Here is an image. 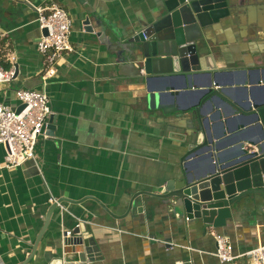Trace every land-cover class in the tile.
Instances as JSON below:
<instances>
[{"label": "crops", "instance_id": "crops-1", "mask_svg": "<svg viewBox=\"0 0 264 264\" xmlns=\"http://www.w3.org/2000/svg\"><path fill=\"white\" fill-rule=\"evenodd\" d=\"M153 3L0 0V54L17 59V74L0 86V101L18 108L17 90L45 88L55 120L54 136L46 129L36 161L8 169L0 146V264H79L65 252L72 237L66 233L78 225L100 247L103 260L95 264H220L213 256V234L226 236L235 254L263 242L264 221L255 214L205 230L148 196L143 214L141 207L130 212L137 193L163 192L167 184L174 188L185 173L202 176L213 162L239 158L241 146L252 151L264 141L255 109L249 110L264 102V14L241 13L214 24L205 34L202 74L157 80L146 89L118 78L109 52L114 44L104 40L116 42L114 32L128 38ZM53 4L71 18L73 50L63 54L45 84L35 7ZM86 18L93 32L86 30ZM204 132L209 149L188 157L203 144ZM51 196L69 201L62 202L66 210L53 212L34 252L54 205Z\"/></svg>", "mask_w": 264, "mask_h": 264}, {"label": "water", "instance_id": "water-1", "mask_svg": "<svg viewBox=\"0 0 264 264\" xmlns=\"http://www.w3.org/2000/svg\"><path fill=\"white\" fill-rule=\"evenodd\" d=\"M251 6L256 8L255 11ZM249 12L264 14V0H154L150 12L132 28L128 38L122 40L114 32L112 37L116 42L113 43L111 37L104 42L114 44L109 52L114 59L118 78L133 81L147 89L157 80L186 79L202 74L200 55L206 48L204 39L207 31L222 19ZM84 25L88 32L94 31L89 18H86ZM97 25L106 32L107 25L102 21ZM43 34L47 35V30ZM148 99L153 103L151 92ZM24 108V105L19 106L17 114ZM253 109L264 139V102L249 106V110ZM54 131L55 120L51 116L47 134L54 136ZM204 136L203 144L190 149L188 157L209 149L205 132ZM253 147L254 150L249 151L241 146L239 158L213 162L211 170L202 176L185 173L174 188L167 184L163 192L137 193L131 200L130 212L135 214L137 208L141 207L138 213L143 214L144 197L148 196L160 200L165 206H171L176 210L174 214L179 212V217L186 222H201L205 230L224 228L228 221L244 215L251 217L255 214L264 221V141L253 144ZM56 208L54 204L46 215V225L36 240L34 252ZM114 218L121 220L125 217ZM71 236L65 242V252L72 253L69 255L72 260L79 264H95L103 260L100 247L87 232H82L78 227ZM69 256H66L67 262L71 261Z\"/></svg>", "mask_w": 264, "mask_h": 264}, {"label": "built area", "instance_id": "built-area-1", "mask_svg": "<svg viewBox=\"0 0 264 264\" xmlns=\"http://www.w3.org/2000/svg\"><path fill=\"white\" fill-rule=\"evenodd\" d=\"M37 22L43 32L37 43L38 52L45 58L47 70L43 76L46 84L53 77L58 61L66 52L73 50L71 45L72 21L68 13L59 5L53 4L48 8L35 7ZM17 61L14 55L0 54V86L10 84L15 77ZM9 62L12 66L6 68ZM18 102L17 106L25 108L17 114V107L0 101V146L5 149L4 166L8 169L21 166L28 160H37V147L41 139L46 138V129L52 115L50 97L43 88L41 91L20 89L14 93ZM49 202L55 204L60 210H66L64 204L53 196ZM79 227V225H78ZM72 231L66 236L70 237ZM216 244L215 256L220 264H238L246 261V264H264V240L241 254H235L230 240L221 234H213Z\"/></svg>", "mask_w": 264, "mask_h": 264}]
</instances>
